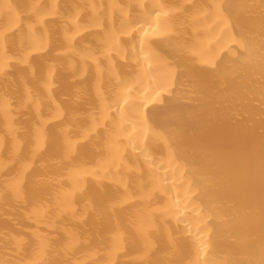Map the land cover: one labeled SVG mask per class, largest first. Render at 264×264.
Instances as JSON below:
<instances>
[{
  "label": "bare ground",
  "instance_id": "1",
  "mask_svg": "<svg viewBox=\"0 0 264 264\" xmlns=\"http://www.w3.org/2000/svg\"><path fill=\"white\" fill-rule=\"evenodd\" d=\"M0 264H264V0H0Z\"/></svg>",
  "mask_w": 264,
  "mask_h": 264
}]
</instances>
